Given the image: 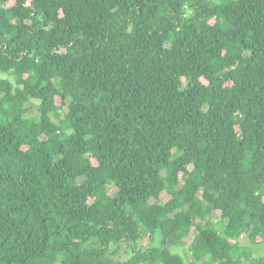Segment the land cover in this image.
I'll list each match as a JSON object with an SVG mask.
<instances>
[{
	"label": "trees",
	"instance_id": "1",
	"mask_svg": "<svg viewBox=\"0 0 264 264\" xmlns=\"http://www.w3.org/2000/svg\"><path fill=\"white\" fill-rule=\"evenodd\" d=\"M4 73L0 264H264V0H0Z\"/></svg>",
	"mask_w": 264,
	"mask_h": 264
},
{
	"label": "rangeland",
	"instance_id": "2",
	"mask_svg": "<svg viewBox=\"0 0 264 264\" xmlns=\"http://www.w3.org/2000/svg\"><path fill=\"white\" fill-rule=\"evenodd\" d=\"M0 78H7L9 79L10 81H14L13 79V76L11 74H7V73H4V74H0ZM115 191V187L114 186H110L109 187V192L110 193H113ZM158 241V236H156V238H154V240L146 243V245H151V244H156ZM241 244L244 245V246H247L248 249L251 250L253 256H264V244H261V245H255V244H252L248 238L244 237V239L241 240Z\"/></svg>",
	"mask_w": 264,
	"mask_h": 264
}]
</instances>
